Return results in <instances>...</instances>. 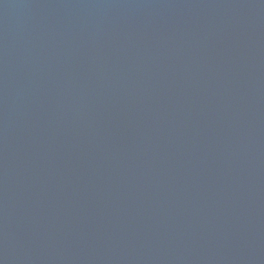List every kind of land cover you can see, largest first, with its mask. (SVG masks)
Segmentation results:
<instances>
[{
	"label": "water",
	"instance_id": "95a60500",
	"mask_svg": "<svg viewBox=\"0 0 264 264\" xmlns=\"http://www.w3.org/2000/svg\"><path fill=\"white\" fill-rule=\"evenodd\" d=\"M0 264H264V0H0Z\"/></svg>",
	"mask_w": 264,
	"mask_h": 264
}]
</instances>
